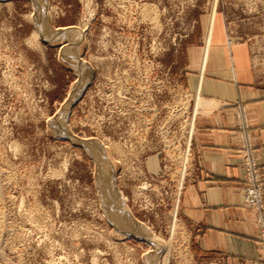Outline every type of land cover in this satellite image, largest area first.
Returning a JSON list of instances; mask_svg holds the SVG:
<instances>
[{
  "label": "rangeland",
  "instance_id": "obj_1",
  "mask_svg": "<svg viewBox=\"0 0 264 264\" xmlns=\"http://www.w3.org/2000/svg\"><path fill=\"white\" fill-rule=\"evenodd\" d=\"M75 27L82 36L50 38ZM209 50L205 72L227 57L230 74L264 94V0H0V264H226L196 252L181 210L196 120L213 112L196 114L188 82ZM223 107L264 264L259 215L245 200L252 141L264 201L252 114L242 101ZM241 108L250 136L233 117ZM75 136L100 144L118 210L131 212L128 234L106 214L100 164Z\"/></svg>",
  "mask_w": 264,
  "mask_h": 264
},
{
  "label": "crops",
  "instance_id": "obj_2",
  "mask_svg": "<svg viewBox=\"0 0 264 264\" xmlns=\"http://www.w3.org/2000/svg\"><path fill=\"white\" fill-rule=\"evenodd\" d=\"M209 54L210 50L206 57L202 54L201 72L190 77L188 83L195 95L217 108L196 120L195 169L183 196L182 215L196 252L226 264H256L260 253L258 230L253 214L243 205V172L232 114L223 105L247 103L264 174V94L247 81L242 71L230 74L227 57L221 60L216 74L209 75L211 72H205Z\"/></svg>",
  "mask_w": 264,
  "mask_h": 264
},
{
  "label": "bare ground",
  "instance_id": "obj_3",
  "mask_svg": "<svg viewBox=\"0 0 264 264\" xmlns=\"http://www.w3.org/2000/svg\"><path fill=\"white\" fill-rule=\"evenodd\" d=\"M33 2V1H32ZM45 2V1H44ZM35 4H37V3H35V1H34V5ZM46 8H47V6H46ZM40 9V10H39ZM44 8H39V5L37 4V7H36V10H37V12H38V14L39 15H37V17H36V21H37V25L40 23V20H41V17L43 16V13H44V10H43ZM48 13V12H47ZM49 15V14H48ZM49 17H50V15H49ZM91 17H92V15H91ZM40 18V19H39ZM42 19H43V17H42ZM91 19H93V18H91ZM157 21V20H156ZM156 21H154V22H156ZM41 22H42V20H41ZM48 23V22H47ZM48 25V24H47ZM50 26V25H49ZM42 29H44V28H42ZM79 29L80 28H77V27H75V28H72V29H70V30H67V31H57V32H51L49 35H51L50 36V38H53V40H59V39H61V38H64V37H66V36H64V35H70V36H72V37H74V35H76V34H79V32H80V35H81V30L79 31ZM84 30V29H83ZM38 34L40 35V37L41 38H43V39H45L44 38V36H43V34H42V32H41V30H40V28L38 29ZM48 31V30H47ZM84 32V31H83ZM82 36V35H81ZM80 37V36H79ZM78 38V37H77ZM46 40V39H45ZM81 40V39H80ZM58 42V41H57ZM80 42V41H79ZM72 43V42H71ZM72 50V49H71ZM78 51V50H77ZM68 53H69V51H68ZM73 54V53H72ZM66 55V54H65ZM66 58H68V57H66ZM76 58V57H75ZM70 59V58H69ZM77 59H78V57H77ZM76 59V60H77ZM71 60H72V57H71ZM73 60H75V59H73ZM79 60V59H78ZM83 60V59H82ZM79 63H80V67L78 66L79 65ZM78 63V67H79V69L81 70V66L83 67V66H86L85 65V63H84V61H82V63L81 62H79ZM76 66V65H75ZM85 68V67H84ZM151 68V67H150ZM74 70H75V68H73ZM88 71V70H87ZM80 74H81V72H80ZM85 74H87V72L85 73ZM85 74H84V76H85ZM82 75V74H81ZM86 77V76H85ZM109 78V77H108ZM139 79V78H138ZM82 82V81H81ZM84 82V81H83ZM78 84V83H77ZM80 84H82V83H80ZM79 84V85H80ZM77 86V85H76ZM78 87V86H77ZM80 87H81V85H80ZM75 89H76V87H75ZM72 92V91H71ZM121 93V92H120ZM152 95V94H151ZM124 97V96H123ZM183 97V96H182ZM126 99V98H125ZM119 102V101H118ZM139 102V101H138ZM188 102V101H187ZM197 105H198V107H197V109H196V114H197V112L198 113H203V114H209V112L211 111V109H212V107H214V106H212V102L211 101H209V100H206V99H202V98H198L197 99ZM215 105V104H214ZM217 108V107H216ZM142 109H144V108H142ZM214 109H215V107H214ZM214 109H212V110H214ZM185 110V109H184ZM187 110V109H186ZM120 111V110H119ZM137 111V110H136ZM142 114V113H141ZM234 114V118H237V120L238 121H240L239 123L242 125L243 124V119L245 118V116L247 117V112L245 111V109H238L235 113H233ZM107 119V118H106ZM235 121H236V119H235ZM166 123H167V121H166ZM98 124V123H97ZM247 124H249V123H247ZM59 126V125H58ZM164 126V125H163ZM143 130V129H142ZM165 130V129H164ZM183 131V130H182ZM166 132V131H165ZM172 132V131H171ZM66 133V132H65ZM64 133V134H65ZM237 134V133H236ZM134 135V134H133ZM245 135V134H244ZM70 136H72V134L70 135ZM142 136V135H141ZM76 137V136H75ZM244 137V136H243ZM247 137V136H246ZM73 138V137H72ZM76 141L78 140V142L80 143V145H83V146H86L89 150H91V153L94 155V157L98 160V164H100V174H99V184H100V187H101V190H102V194H103V199L105 200L104 201V206L106 207L105 208V210H106V214L109 216V218H111V219H113L115 222H116V224H117V227L118 228H120V227H122V228H124V229H126V233L125 232H123V230L121 231L120 229H118L117 230V232L119 233L120 232V234H122V235H124V234H128L127 233V229L128 230H131L134 226H132L131 224H132V222H130L129 223V221H128V219H129V214H131V212H130V210H128V208H127V205H124V206H122V209H120V211L118 210V204H117V199H118V197H116L114 194H113V191L115 192V190H112L113 189V183L114 182H112L113 181V178L111 177L112 175L110 174V169H112V168H109V164L107 163V158H103V156H101V155H103V152H101V146H100V144L99 143H97V142H95L94 140H88V139H77V137L76 138H74ZM166 139V138H165ZM73 140V139H72ZM181 140V139H180ZM109 141V140H108ZM178 141V140H177ZM246 141V140H245ZM144 142V141H143ZM111 143V142H110ZM113 145V144H112ZM247 146V145H246ZM85 147V148H86ZM120 147V146H119ZM132 147V146H131ZM105 148V147H104ZM112 148V147H111ZM168 148V147H167ZM246 149V151H248L247 150V148H245ZM105 150H106V156H109V152H110V149H108L107 147L105 148ZM121 152V151H120ZM102 153V154H101ZM170 153V152H169ZM132 154V153H131ZM183 154V153H182ZM242 154V153H241ZM99 155V156H98ZM177 156V155H176ZM242 156V155H241ZM244 156H246V154L244 155ZM184 157V156H183ZM186 157V156H185ZM180 158V157H179ZM246 158H247V156H246ZM249 158V157H248ZM94 159V158H93ZM185 159V158H184ZM128 160V159H127ZM186 160H187V158H186ZM189 160V159H188ZM245 160V159H244ZM247 160V159H246ZM109 161V160H108ZM185 162H187V161H185ZM244 162H246V161H244ZM112 163V162H111ZM181 163H182V161H181ZM188 163H189V161H188ZM113 165V164H112ZM125 165V164H124ZM184 165V164H183ZM99 167V166H98ZM110 167H111V164H110ZM180 168V167H179ZM184 170H186V168L184 169ZM183 172V171H182ZM185 174H186V172H184ZM3 174V173H2ZM109 174L111 175V176H109ZM175 174V173H174ZM181 174V173H180ZM182 175H183V177H184V174L182 173ZM8 176V175H7ZM111 177V178H110ZM182 177V178H183ZM112 179V180H111ZM184 179V178H183ZM113 186V187H112ZM181 187V186H180ZM115 188V187H114ZM116 189V188H115ZM141 192V191H140ZM0 194H1V192H0ZM115 194H116V192H115ZM141 194V193H140ZM1 196V195H0ZM143 196V195H142ZM117 199H116V198ZM3 198V197H2ZM0 199H1V197H0ZM125 200V199H124ZM123 200V201H124ZM1 202H3V201H1ZM120 202V201H119ZM145 206V205H144ZM147 206V205H146ZM3 207V206H2ZM130 212V213H129ZM132 217V216H131ZM3 218V217H2ZM110 219V220H111ZM133 219V218H132ZM2 220V219H1ZM137 220V219H136ZM112 221V220H111ZM132 221V220H131ZM134 221V220H133ZM114 222V223H115ZM1 223V222H0ZM3 223V222H2ZM137 223V225H138V223L139 222H136ZM142 224V223H141ZM140 224V225H141ZM143 225V224H142ZM1 227V226H0ZM4 227V226H3ZM140 227V226H139ZM144 227V226H143ZM179 227V226H178ZM176 228V227H175ZM185 228V227H184ZM1 229V228H0ZM5 229V228H4ZM134 229V228H133ZM143 229V228H142ZM146 229V228H145ZM182 229V228H181ZM1 231V230H0ZM136 231V230H135ZM137 231H139V230H137ZM5 232V231H4ZM3 232V233H4ZM123 232V233H122ZM142 232V231H141ZM146 232V231H145ZM2 233V234H3ZM135 233V232H134ZM138 233V232H137ZM145 234V233H144ZM134 235V234H133ZM146 235V234H145ZM151 235V234H150ZM184 235V234H183ZM140 236H142V235H140ZM144 236V235H143ZM174 236V235H173ZM1 237V236H0ZM146 237H147V235H146ZM2 238V237H1ZM140 238V237H139ZM144 238V237H143ZM149 238H151V237H149ZM151 239H153V238H151ZM174 239V238H173ZM3 240V239H2ZM150 240V239H149ZM161 240V239H160ZM153 242H151V244H154V246H156L157 247V244H158V247H157V249L158 250H160L161 248H160V245H159V241L157 242V240H152ZM149 242V243H150ZM164 248V247H163ZM181 248V247H180ZM177 250V249H176ZM182 252V251H181ZM178 253V252H177ZM190 253V252H189ZM177 257V256H176ZM183 257V256H182ZM191 257V256H190Z\"/></svg>",
  "mask_w": 264,
  "mask_h": 264
},
{
  "label": "built area",
  "instance_id": "obj_4",
  "mask_svg": "<svg viewBox=\"0 0 264 264\" xmlns=\"http://www.w3.org/2000/svg\"><path fill=\"white\" fill-rule=\"evenodd\" d=\"M246 118V116H245ZM246 121L248 119L246 118ZM240 129V135L243 132V128H245L248 132L249 125L246 124L245 126L238 124ZM247 136H250L248 132ZM242 151L245 153L244 148L242 146ZM248 153H249V164L244 165V180L247 182V189L245 191V200L247 203L252 205L255 209L257 214L259 215L258 221L262 227V233L264 234V221L261 219L260 212L261 209L264 207V201H262V193H261V180H260V172H259V165L257 162V158L254 155L255 153L252 150V141L248 145Z\"/></svg>",
  "mask_w": 264,
  "mask_h": 264
}]
</instances>
